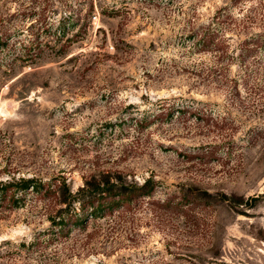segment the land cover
<instances>
[{
  "label": "rangeland",
  "instance_id": "obj_1",
  "mask_svg": "<svg viewBox=\"0 0 264 264\" xmlns=\"http://www.w3.org/2000/svg\"><path fill=\"white\" fill-rule=\"evenodd\" d=\"M229 2L0 0V181L153 183L58 235L54 200H0V264H264V43L230 36L233 94L187 37ZM237 2L262 34L264 0Z\"/></svg>",
  "mask_w": 264,
  "mask_h": 264
},
{
  "label": "trees",
  "instance_id": "obj_2",
  "mask_svg": "<svg viewBox=\"0 0 264 264\" xmlns=\"http://www.w3.org/2000/svg\"><path fill=\"white\" fill-rule=\"evenodd\" d=\"M259 1L262 5V0ZM236 3L237 0H230L218 7L205 22L198 23L197 18L194 19L187 36L191 40V52H211L215 57V64L206 72L209 83L224 87L233 94L237 92V80L229 75L233 61V56L229 54L230 36L242 37L239 46L245 52L250 51L251 45L264 43V32L249 36L257 23V16L250 12L237 16L233 12ZM29 191L56 202L51 207L48 220L52 229H56L52 230L53 233L58 235L65 227L83 226L90 218L112 215L115 211H129L130 205H135L139 197L148 196L153 191V183L149 178L141 185L126 183L117 171H98L84 177L83 185L75 193L64 181L43 182L34 177L0 181V200L12 207L23 204Z\"/></svg>",
  "mask_w": 264,
  "mask_h": 264
}]
</instances>
